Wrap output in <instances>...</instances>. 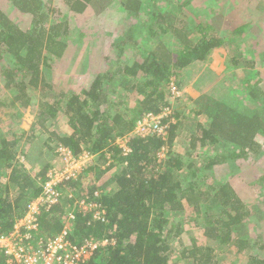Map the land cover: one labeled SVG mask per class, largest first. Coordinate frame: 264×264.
<instances>
[{"label":"trees","instance_id":"obj_1","mask_svg":"<svg viewBox=\"0 0 264 264\" xmlns=\"http://www.w3.org/2000/svg\"><path fill=\"white\" fill-rule=\"evenodd\" d=\"M116 1L120 11L118 27L109 43L115 49L114 68L97 73L90 86L79 94L64 97L61 93L56 101L39 102L31 128L45 132L40 134L43 138L16 129L6 130L4 134L0 128V236H7L29 205L40 197L47 173L60 170L62 164L59 167L54 164L56 159L62 160L58 148L63 147L76 157L87 153L92 159L74 179L58 185L62 198L57 205L48 210L41 208L37 231L32 233L30 241L33 246L59 235L66 214L71 212L74 219L69 221L68 239L105 241L85 264H221L218 252L224 246H234L238 252L248 250L245 264H264V234L252 237L247 226L255 211L260 216L263 214V204L251 208L241 201L226 179L242 157L251 154L257 159L263 153L264 83L250 85L237 96L223 91L222 86L217 89V83L215 88L203 93V102L199 97L184 107L177 105L173 113L166 114L174 107L170 97L183 85L179 80L171 81L172 77L187 73L185 81H192V73L196 75L200 63L209 62L213 50L232 42L216 37L218 28L213 30L210 23L217 12L224 17L229 14L232 6L228 0H206L204 6L194 9L187 0ZM5 2L19 14L30 15L31 27L21 29L6 16L4 6L0 8L3 84L0 111L16 103L25 109L31 105L36 91L42 95L49 91L44 73H48L50 63L62 58L73 40L85 39L87 35L90 40L101 34L112 36L104 31L108 27L105 23L78 27L74 19L88 10L97 18H109L112 12L109 7L114 0ZM185 10L192 15L189 21L184 16ZM256 11L264 13V0L256 1ZM68 14L75 16L74 19H69ZM224 17L219 21L220 27L237 26L238 31L251 28L250 22L242 23L233 16L224 20ZM168 33L174 37V49L161 41ZM126 47L136 57L120 66L118 60L124 57ZM261 51L255 59L264 55V49ZM239 59L244 60L236 52L226 53L228 71L240 65ZM103 60L106 63L110 58L105 55ZM253 60L248 57L243 63L253 67ZM256 72L264 77V71ZM202 81L207 86L213 82L201 76L193 85L203 88ZM172 82L175 91L169 87ZM119 89L137 91L142 98L128 101L124 109L119 107L121 101H117L120 110L116 111L111 95ZM191 107L197 108L196 116H205L203 123L190 120L187 111ZM58 112L67 119L70 133L47 129V123ZM149 114L162 115L159 123L162 131L149 129L133 134V128ZM21 140L38 141L18 151ZM179 142L188 143L185 146L188 153L182 155L175 150ZM196 144L208 150L200 161L192 159L191 151ZM34 146L38 149L33 150L34 157L29 159L28 152ZM50 154H53L50 161L39 166L33 164ZM20 158L24 164L19 163ZM105 163H108L106 171L102 169ZM110 169L113 173L109 182L100 184ZM215 171L220 176L215 177ZM212 179L209 184L208 180ZM83 186L86 195L76 198ZM81 198L96 204V209L80 211L74 202ZM188 208L208 243L198 244L191 239L190 246L185 247L183 239H178L182 248L176 253L171 243L180 237L186 225L167 226V216ZM98 211L102 215L99 219L95 218ZM171 254H174L173 263L169 260ZM0 264H8L1 247Z\"/></svg>","mask_w":264,"mask_h":264},{"label":"rangeland","instance_id":"obj_2","mask_svg":"<svg viewBox=\"0 0 264 264\" xmlns=\"http://www.w3.org/2000/svg\"><path fill=\"white\" fill-rule=\"evenodd\" d=\"M187 1L193 9L195 7L204 6L206 2V0ZM256 1L257 0H228L229 4L232 6V8L228 10L230 11V13L225 15L224 17L220 16V13L218 14L217 12V14L214 15V18L210 20V23L213 26L212 29L214 30L215 28H218V33L216 34V37L223 39L225 42H232H229L227 47H220L213 50L209 62L200 63L198 67L199 71L196 73V75L195 73H192V81H185V79H187L186 77L188 76L187 73H184L179 77L178 75L172 77L171 81L176 82L177 80H179L182 82L183 85L179 91L176 90L178 93H175V95L170 97L171 102L173 101L172 105H174V107L170 108V110L168 109L166 114L173 113L174 109L177 108V105H180L179 107H184V105L190 104L193 99H198L199 97L202 98L201 102H203V100H205V98L202 96L203 93H206L207 91L211 90V87L215 88L217 86V83L219 84L217 89L222 86L223 91H229L232 93V95L235 96H237L239 94V91H241L242 89H248L250 85L253 86L254 84L256 85L259 82L264 83V77L261 78V75L257 74L256 72V70L258 71V69L259 71H264V55H261L257 59L254 58L256 53H261V50L264 49V13L256 11ZM110 6L111 7H109V11L112 10V12L110 13L109 18H97L89 10L83 15H79L75 19L73 18L75 16H73L72 14H68L69 19H74L75 24L78 27L91 28L97 26L98 23H105L108 25V27H106L104 31L108 32L109 34L111 33L112 36L109 38L107 35L101 34L98 35L97 38L93 37L92 40H90V36L87 35L85 39L73 40L69 44V47L63 53L62 58L55 63H50L48 73H44L45 82L49 85L50 88L49 91L42 92L43 95L39 91H36L35 95L33 96L31 105L26 107L25 109L20 107V105H18L17 103L13 107L2 108V110L0 111V128L2 133L5 134L6 130L9 129H16V131L21 130L23 132H29L32 134L34 133L38 136V138L40 136L43 138L44 136L40 134H43L45 132L40 133V129L36 128V130H32L31 128L39 102H41L42 100H45L47 102H52L53 100L56 101L61 93H63L64 97L70 96L72 95V93L79 94L83 89H87L90 86L93 78L97 73L103 72L104 68H110L111 70L114 68V65L117 63L115 61V49L112 48L113 44L109 45V43L111 38L115 36L114 33H116V27H118L117 20H119L117 18V15L120 11L118 10V2L116 0H114V2H112ZM0 8H3V11L6 13V16L16 25H18L21 29H30V15H26L24 13L19 14L17 9L9 3H6L5 0H0ZM184 16H186L187 21H189L192 15H188L185 10ZM232 16L233 18H238L239 20H241L242 23L250 22L251 28H245L242 31H238L237 26L232 28L224 27L222 25V27H220L221 24L219 21L223 17L225 20L228 18H232ZM240 23L241 22H239V24ZM140 35L143 36V32H140ZM144 35H146V33H144ZM76 36L78 35L76 34ZM161 41L171 47L174 42V37L170 33L164 34L161 37ZM129 49L130 48L126 47L124 57H121L118 60L120 66H123L127 62H130V58L133 59L136 57V55L134 56V54H132ZM228 51L229 55H232L234 54V52H236L238 55L242 56V58L246 61H248V57L254 59L252 62L254 64L253 67H247L243 63L244 60L239 59L240 65L235 66L228 71L225 63V56ZM105 55L109 56L110 58V60L106 61V63L103 60V57ZM201 76L206 80L212 79L213 82L210 83L209 86H207L206 83L202 81L201 84L203 85V88L201 86H194V82L198 80V78H200ZM244 77L250 80L247 81L246 79H244ZM244 80L247 82H245ZM131 82L137 84V82ZM174 82L169 85V87H171L172 89H176L175 85L173 84ZM1 86H3L2 80H0V91ZM177 97L178 99L175 100V98ZM141 98L142 96L138 94L137 91H128L124 89H119L117 93L111 95V101L112 103H114L116 111L120 110V108L124 109V106L129 103L128 101H133L135 99L139 100ZM117 101H121V105L119 106L120 108L116 106ZM188 110L189 111H187V115L188 117H190V120H192V122H204L205 116L195 115V111L197 110L196 107H191ZM46 127L48 130H56L58 132L64 133L71 132V129L67 123V119L62 117V114L60 112L57 113L55 119L47 123ZM132 133H135V128H133ZM35 141L29 143L28 141L21 140L19 143L18 151H20L24 147L27 149L30 148V144L32 145V143ZM255 141L258 140L255 138ZM185 146L188 147V143L184 145L179 142V144L176 145L175 150L180 154L184 155V153H188V150L185 148ZM37 149L38 148L36 146L30 149V151L28 152L29 159L30 156L34 157L32 154L33 150L36 151ZM262 151L263 153H261V156L257 159H254L251 154L242 157L241 160L237 161L234 168V172L228 178L226 177L227 181L230 182L231 186L236 189L238 197H240L241 201L247 202L248 205H250L253 209H257L261 205V202L264 207V200L262 201V198H264L263 145ZM207 152L208 150H206V148L196 144V148L191 151L192 159L200 161L199 159H202V157L204 158V155H206ZM78 156H80L79 162L78 164H75L74 167L78 170L79 174L81 169L86 164H90V160L92 159V157L86 158L84 154H79ZM159 156L161 157L162 154L160 153ZM51 157H53V154H50L46 156L44 160L41 159L39 160V162L33 164H36L38 166L39 164L42 165L43 162L50 161V159H53ZM23 162L24 161L22 160V158H20L19 163ZM29 163L31 162L29 161ZM61 164V168L64 169L65 166L63 163V159L61 161L56 159L54 165L59 167ZM107 164L108 163L103 164L102 169L105 170ZM25 165L27 169L29 165L26 163ZM112 173L113 169L107 171L99 183L102 184L109 182ZM213 174L215 175V177H217V175L220 176L217 171L213 172ZM213 179L208 180V183L211 184ZM77 192L78 193L76 194V198H79L78 195H86V186H83L82 190H79ZM262 212L263 214H261L260 216L257 211H255L253 216H251L250 219L247 221V226L251 232L252 237H256L260 233L264 234V210ZM167 217V226L174 227L177 223H182L186 225L180 237L171 243L174 250L176 249V253H178L182 248L181 244L178 242V239H183V245L185 247L190 246L191 239H194L198 244L208 243L207 240H205V238L201 234L202 229L198 227L195 223V216L191 209L188 208L179 213L172 212ZM219 251L220 252H218V260L221 264H245L247 260V254L249 253L248 250L238 252L236 251V248L234 246H224V248L220 249ZM173 259L174 254H171L169 256V260L171 261L170 263H173ZM180 263L183 262L180 261Z\"/></svg>","mask_w":264,"mask_h":264},{"label":"built area","instance_id":"obj_3","mask_svg":"<svg viewBox=\"0 0 264 264\" xmlns=\"http://www.w3.org/2000/svg\"><path fill=\"white\" fill-rule=\"evenodd\" d=\"M161 118V115H147L142 123L138 122L135 133L141 134L149 129L161 132L162 128L159 124ZM123 149L127 151L126 148ZM58 152L63 159L65 168H61L62 170L53 169L47 173V181L42 187L40 197L29 205L26 214L14 224L13 230L7 236H0V247L8 264H85L94 254L98 245L105 243V241L99 243L92 238L81 239V241L68 239L69 232H71L69 221L74 219V215L68 212L65 216L64 227L59 235L44 242H38L36 247L31 244L32 233L37 231V217L41 208L44 207L48 210L57 205L62 198L58 185L63 181L74 179L78 174V170L74 166L78 164L80 156L72 155L70 150L63 147H59ZM83 154L86 158L89 157L87 153ZM67 196L70 197L71 194H67ZM74 204L84 212L88 208L96 209V204L88 202L85 198L75 200ZM101 216L98 211L95 218L99 219Z\"/></svg>","mask_w":264,"mask_h":264}]
</instances>
